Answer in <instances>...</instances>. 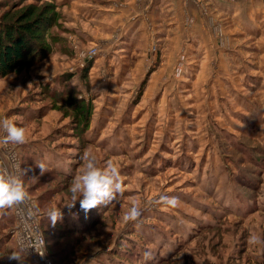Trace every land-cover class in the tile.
Here are the masks:
<instances>
[{"label":"rangeland","instance_id":"obj_1","mask_svg":"<svg viewBox=\"0 0 264 264\" xmlns=\"http://www.w3.org/2000/svg\"><path fill=\"white\" fill-rule=\"evenodd\" d=\"M1 2L6 18L30 4ZM40 2L54 4L40 32L45 52L33 46L23 65L0 74V117L26 135L0 150V164L11 151L27 170L52 264H264V248L247 244L250 233L264 238V0H182L176 27L146 21L145 43L122 58L101 35L113 27L118 38V24L87 20L73 3ZM86 148L101 166L116 163L124 189L87 214L79 201L64 206ZM161 195L177 206L155 203ZM133 201L142 214L125 224ZM51 205L63 212L55 227L45 215ZM8 211L0 259L12 263Z\"/></svg>","mask_w":264,"mask_h":264},{"label":"clouds","instance_id":"obj_2","mask_svg":"<svg viewBox=\"0 0 264 264\" xmlns=\"http://www.w3.org/2000/svg\"><path fill=\"white\" fill-rule=\"evenodd\" d=\"M26 142L25 129L18 126L17 122L8 117H0V150L6 149L9 145H21ZM82 166L77 170L71 184L69 192L71 199L64 204L67 208L75 207L79 201L80 208L88 213L89 210L102 204H108L115 200L117 196L123 194V186L120 169L116 163L108 159L101 166L97 156L91 148H86L81 155ZM36 166L43 175L47 171V165L43 161H37ZM26 169H22L20 164L3 165L0 164V214H4L8 209L17 208L27 210L25 224L28 219L34 217L35 203L31 200L30 194L25 188L23 176ZM155 203L165 207H176L178 198L175 196L161 195ZM141 208L136 202H131L128 209L123 213L122 219L125 224L135 222L141 216ZM51 226L55 227L57 221L63 218L60 206L51 205L45 213ZM43 238V237H41ZM250 246L264 248V238L256 233H250L247 238ZM34 247L41 256L44 252L40 251L42 244L32 243L22 246L20 251L13 250L8 258L20 261L22 256L29 248ZM143 258L147 262L151 260V250L143 252Z\"/></svg>","mask_w":264,"mask_h":264},{"label":"crops","instance_id":"obj_3","mask_svg":"<svg viewBox=\"0 0 264 264\" xmlns=\"http://www.w3.org/2000/svg\"><path fill=\"white\" fill-rule=\"evenodd\" d=\"M182 0H59L61 5L72 4L77 12L85 16L87 20L107 21L108 28L112 24H118L120 33L118 38L113 36V27L110 33L106 31L101 35H109L113 45L112 50L119 57L127 55V51L133 46L145 43L146 21L155 25L156 21L161 24L163 21L168 22L170 28L177 26L178 5ZM187 0H185V4ZM184 4V5H185ZM186 17L194 15L191 6V14L188 13L186 6H182ZM83 13V14H82ZM156 14V15H155ZM96 32L93 40L98 41ZM128 49V50H126ZM130 54V50L128 51ZM133 53H136L134 50ZM122 60V59H121ZM123 74V71H122Z\"/></svg>","mask_w":264,"mask_h":264},{"label":"trees","instance_id":"obj_4","mask_svg":"<svg viewBox=\"0 0 264 264\" xmlns=\"http://www.w3.org/2000/svg\"><path fill=\"white\" fill-rule=\"evenodd\" d=\"M40 1L42 0H30V4L25 8V11H22L20 14H16L12 18H6L5 15H0V74H5L13 70L15 67L23 65L26 62V59H28L33 46H35V51L42 53L45 52L46 45L41 40L42 36L40 32H42V28L50 26L49 23L51 16L48 12L54 8V4L43 3L40 7L37 6L38 4H42ZM4 4V2H1V7H3ZM20 4L21 1L10 4V7L6 10V15H8L11 10L18 8ZM36 9L37 11L35 12ZM40 40L42 43L38 42ZM35 57H33L31 61H33ZM92 62L93 59H87L86 64L83 67V73L88 71ZM77 102L78 101H76V103ZM8 213L9 211L7 210L4 214H0V221L4 222V224H7V220L4 219V217ZM43 233L45 236L46 232L44 230ZM10 246H12V249L10 251L7 250V256H9L12 252L13 248L15 249L13 242H10ZM2 255L5 256V253L3 252L0 254V256ZM21 263L22 262L20 261L9 263L5 260L3 261L2 258L0 259V264Z\"/></svg>","mask_w":264,"mask_h":264},{"label":"built area","instance_id":"obj_5","mask_svg":"<svg viewBox=\"0 0 264 264\" xmlns=\"http://www.w3.org/2000/svg\"><path fill=\"white\" fill-rule=\"evenodd\" d=\"M96 53V49L91 50L89 55L86 56L84 60L93 59ZM6 164L10 166L14 162V156L11 154V151L6 153ZM3 164V165H6ZM13 213L14 224L9 230V235L12 238L14 247L20 251L22 246L38 243L42 244L43 247L40 248V251L44 252V255L41 256L36 252L35 248H29L27 252L23 255L31 264H52L51 258L46 253V240L43 233V230L40 225V215L34 209V217L28 219L27 224H25V218L27 210H21L17 208L10 209ZM43 237V238H41Z\"/></svg>","mask_w":264,"mask_h":264}]
</instances>
